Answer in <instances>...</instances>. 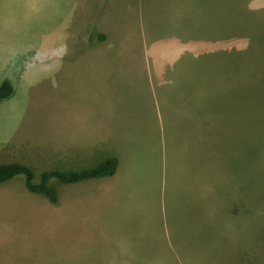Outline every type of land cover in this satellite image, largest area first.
Segmentation results:
<instances>
[{
    "label": "rangeland",
    "instance_id": "rangeland-1",
    "mask_svg": "<svg viewBox=\"0 0 264 264\" xmlns=\"http://www.w3.org/2000/svg\"><path fill=\"white\" fill-rule=\"evenodd\" d=\"M8 79L0 162L119 164L50 180L56 205L8 188L0 264H264V0H0ZM95 125L62 155V127Z\"/></svg>",
    "mask_w": 264,
    "mask_h": 264
},
{
    "label": "trees",
    "instance_id": "trees-1",
    "mask_svg": "<svg viewBox=\"0 0 264 264\" xmlns=\"http://www.w3.org/2000/svg\"><path fill=\"white\" fill-rule=\"evenodd\" d=\"M95 34L99 42L104 41V35L98 34L96 31ZM13 92L12 84L7 80L3 81L0 85V102L10 98ZM116 167V158L109 157L94 168L72 171L44 170L40 173L39 180L35 182L34 171L30 166L28 167V165L20 162H0V183L21 176L29 192L42 195L52 204H56L57 193L49 185L50 180L55 179L62 184H74L85 180L102 179L112 176L116 171ZM233 170H236V168Z\"/></svg>",
    "mask_w": 264,
    "mask_h": 264
},
{
    "label": "crops",
    "instance_id": "crops-1",
    "mask_svg": "<svg viewBox=\"0 0 264 264\" xmlns=\"http://www.w3.org/2000/svg\"><path fill=\"white\" fill-rule=\"evenodd\" d=\"M173 8H171L172 10ZM94 31H96L98 34H102L104 35L105 37H109L110 35L107 34L105 31L103 32L99 27H98V24L96 26H94ZM222 34H223V31H221L219 34H218V37L217 39H220V38H223L222 37ZM107 67H111L113 66V61L111 60L109 62V60H107V62L105 63ZM121 64V63H120ZM124 75H127V73H124ZM9 81V79H8ZM13 86V89H14V92H16L17 94V88L18 86H16L15 84H12ZM14 95L12 94V96L10 98H13ZM9 99V98H8ZM123 101V100H122ZM100 112V111H99ZM112 110H109L107 112V114H111ZM101 113V112H100ZM72 128H74V126H64L61 128L60 130V136H59V139H60V149H62L63 153L62 155L65 156V157H68L69 160H74V158H78V157H81V159H83V157L81 156V149L83 148L84 145L88 144L90 145L91 143L94 144L95 141H98L97 139L99 138V136L103 133H99V130H98V125H95V126H90V127H85V126H81V127H75L74 130H72ZM13 130H11V132L8 134V136H6L4 139H7L8 137H11V133H13ZM3 140V139H2ZM1 140V141H2ZM69 152V153H68ZM117 160V159H116ZM67 161V160H66ZM118 161H117V166H118ZM117 169V167H116ZM116 172V171H115ZM115 174V173H114ZM113 174V175H114ZM112 175V176H113ZM110 176V177H112ZM109 178V177H107ZM16 179L15 181H13V183L11 185V187H5L4 190L1 191L0 193V196H5L6 194L12 192V191H6L8 188H11L18 196L19 195H22V196H30L28 193L29 191L27 190L26 186V190L28 191H25L22 189V178H14ZM103 179H106V178H102V179H98L99 180V184L102 183ZM24 181V179H23ZM86 181V180H85ZM80 183V182H78ZM14 185L16 187H14ZM8 186V185H7ZM31 193V192H30ZM35 194V193H33ZM2 204V203H0ZM11 205V203L9 204ZM53 205H56V204H53ZM13 207H16V206H13ZM45 207V206H44ZM61 207V206H60ZM2 209V206L0 205V210ZM29 211L27 210L26 213H28ZM0 213L2 214L3 211H0ZM1 220V219H0ZM3 222V221H2ZM130 234H133L132 232H130ZM129 248H128V252H129ZM166 258H164L165 260ZM156 261H161V260H157L155 259Z\"/></svg>",
    "mask_w": 264,
    "mask_h": 264
}]
</instances>
